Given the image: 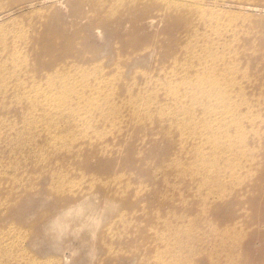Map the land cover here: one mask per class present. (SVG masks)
<instances>
[{"label":"rangeland","instance_id":"374dc122","mask_svg":"<svg viewBox=\"0 0 264 264\" xmlns=\"http://www.w3.org/2000/svg\"><path fill=\"white\" fill-rule=\"evenodd\" d=\"M226 2L0 0V264H264V0ZM215 21L230 32L215 37ZM185 38L218 65L237 58L226 79L257 116L242 174L203 171L198 194L185 167H163L193 157L169 126L153 107L137 121L139 106L173 111L169 86L187 90L173 77L195 55ZM213 147L193 151L198 167Z\"/></svg>","mask_w":264,"mask_h":264},{"label":"bare ground","instance_id":"6f19581e","mask_svg":"<svg viewBox=\"0 0 264 264\" xmlns=\"http://www.w3.org/2000/svg\"><path fill=\"white\" fill-rule=\"evenodd\" d=\"M158 1L161 3L165 2L167 5H172L173 3L182 8L195 9L196 7H199L204 0ZM211 1L220 5L228 3L226 0ZM210 28L212 32L215 30V37L222 35L223 31L227 28L230 32V27L219 21H215L211 24ZM185 39L189 41L188 38ZM189 42L194 43L195 55H188L185 63L176 65L182 69L180 75L173 76L171 74L173 77L179 79L175 80V82L187 90H183L181 96L175 97L172 93L177 94L180 89L169 86L166 95L174 99V101L170 103L173 111L169 112L168 108H163L160 103L157 102L154 105H149L147 107L145 105L139 106L137 121L140 122L143 120L146 116L147 110L153 107L154 111L158 114L157 117L160 119V123L169 126V131L164 133V137L170 140L172 145L173 141H175L176 146H178L177 154L185 156L191 154L193 157L187 159V164H183L181 160L174 158V160L165 164L163 167L166 170L185 167L184 171H188V177H193L201 182L200 187L189 188L190 191H195L198 194L205 181L204 175L207 174V177L210 176L203 171L212 172L214 170L217 173L234 178L236 174H242L243 169H237L235 167V170L231 169V167L237 163V152L240 148H242V152L247 150V146L245 145L246 147L244 148L241 141V138L246 131L245 124L250 126L255 124L257 122V116L252 113L254 108L250 104L247 95L244 94V92L239 91V84L226 79L227 76L239 74V71L235 68L238 62L237 58L231 55V52L221 53L223 55H228L225 59H232V61L228 65H218L214 61L219 60L220 53L213 54L209 50V47L205 46L206 44L200 43L199 41ZM209 43L215 44V38ZM218 67H222L224 72H221ZM195 69L197 72L192 74V71ZM184 71L186 74L190 75V78H192L191 82L182 78ZM185 82H188V85H186ZM201 99H203L201 104L195 103V101L198 102ZM178 100L182 101L184 107L181 111L175 112L177 105L176 101ZM146 120H148V118H145V121ZM242 121H244V125L242 129H239L242 126ZM234 125L236 126L231 128V126ZM173 135L178 138H173ZM91 137L92 135L90 134L85 136L86 139H90ZM223 138H227L226 141L218 143V141ZM210 142L214 144V151L212 149L210 152L211 157L213 158L212 165L207 169L203 167L202 164L201 167H198L200 164H196L194 159L195 153L199 156L200 150ZM58 143L63 142L59 141ZM62 146H64V143ZM222 150L225 155L221 153ZM193 151H195V153H193ZM220 157H223L229 162L230 168L217 167L219 165L217 161ZM189 159H191L190 162H188ZM41 162L42 159L40 160V163ZM158 174H161L162 176L164 175L163 172H159ZM220 186L221 185H218V187ZM169 191L174 193V188L169 189ZM169 224L170 223L168 222L166 227H168ZM163 233L164 230H162L157 237H163ZM168 234L169 233L165 235ZM218 235H220L219 232ZM212 236L213 234H211V237ZM220 250L224 251V248H220ZM228 251H230L229 248H227L226 252ZM167 254H169V252Z\"/></svg>","mask_w":264,"mask_h":264}]
</instances>
